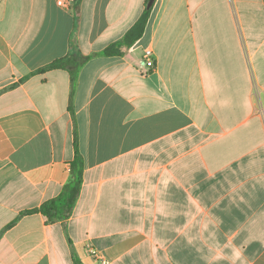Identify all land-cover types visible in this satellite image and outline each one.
<instances>
[{"label": "crops", "instance_id": "obj_1", "mask_svg": "<svg viewBox=\"0 0 264 264\" xmlns=\"http://www.w3.org/2000/svg\"><path fill=\"white\" fill-rule=\"evenodd\" d=\"M145 2L0 0V264H264V0H155L104 56ZM74 145L70 217L25 214Z\"/></svg>", "mask_w": 264, "mask_h": 264}, {"label": "trees", "instance_id": "obj_2", "mask_svg": "<svg viewBox=\"0 0 264 264\" xmlns=\"http://www.w3.org/2000/svg\"><path fill=\"white\" fill-rule=\"evenodd\" d=\"M154 2L155 0H146L144 11L139 19L125 33L120 41L109 45L103 51L104 56H123L126 50L130 49L143 37L154 7ZM80 66L81 62L73 55H69L63 59L56 60L49 66L41 69L39 73L56 69L66 71L70 76L72 88H74ZM74 148L75 155L73 160L69 163V179L63 186L59 195L44 202L38 209L26 211L25 214L39 213L49 221L61 222L66 221L70 217L80 193L84 169L83 157L78 152L76 145H74ZM75 264H80V262L75 260Z\"/></svg>", "mask_w": 264, "mask_h": 264}, {"label": "built area", "instance_id": "obj_3", "mask_svg": "<svg viewBox=\"0 0 264 264\" xmlns=\"http://www.w3.org/2000/svg\"><path fill=\"white\" fill-rule=\"evenodd\" d=\"M54 1L58 7H61L64 9L70 8L74 2V0H54ZM152 56H153V53L150 49H146L143 52V56H142L143 65L147 67L149 70L153 69L154 67ZM89 253L92 256H97L96 251L92 248H89Z\"/></svg>", "mask_w": 264, "mask_h": 264}]
</instances>
